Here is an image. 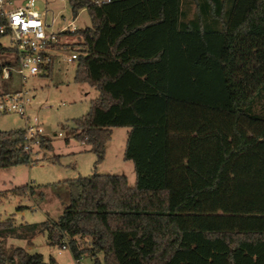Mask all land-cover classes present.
Returning <instances> with one entry per match:
<instances>
[{"label":"trees","instance_id":"obj_1","mask_svg":"<svg viewBox=\"0 0 264 264\" xmlns=\"http://www.w3.org/2000/svg\"><path fill=\"white\" fill-rule=\"evenodd\" d=\"M69 1L92 19L67 32L82 47L75 81L99 91L74 136L101 162L112 128L129 127L136 183L66 179L57 220H0V264H56L7 247L38 232L94 264H264V0ZM5 52L14 54L0 43ZM33 161L24 128L0 130V170Z\"/></svg>","mask_w":264,"mask_h":264},{"label":"rangeland","instance_id":"obj_2","mask_svg":"<svg viewBox=\"0 0 264 264\" xmlns=\"http://www.w3.org/2000/svg\"><path fill=\"white\" fill-rule=\"evenodd\" d=\"M40 7L45 9L42 0ZM52 7L63 11L65 24L74 21L75 27L85 29L92 26V19L87 9H80L74 16L70 1L50 0ZM191 7L189 17L193 15ZM57 27H60L58 22ZM73 29V28H71ZM71 42L75 37H69ZM0 43L11 47L10 38L0 37ZM73 47L82 49L73 45ZM65 51L54 59L51 72L48 74L28 75L23 81L18 73V64L14 54H0V64H11L10 78L0 74V93L21 90L28 91L29 103L27 113L31 118L37 117L45 136L51 140L52 149L35 148L33 163L19 164L0 170V220L14 217L15 224L39 223L48 219L57 220L70 203V188L66 179L89 176L95 172L101 174H125L129 185L136 183L134 164L124 157L129 127H113L112 136L107 143L103 161L97 162V155L92 145L79 141L74 135L75 119L86 115L91 108V101L98 97L99 91L88 83L75 81L78 61H66L63 57L70 55ZM82 53V52H81ZM257 109L264 114V99L257 104ZM25 118L16 112L0 113V130L23 129ZM59 132L63 135L60 136ZM69 139V141H67ZM28 185L30 190L24 195L2 192L14 187ZM20 246L29 253H40L45 263L51 258L56 264H94V259L84 255L76 260L69 247L52 244L47 232H38L32 238L8 237L7 247ZM103 260V253L98 254Z\"/></svg>","mask_w":264,"mask_h":264},{"label":"built area","instance_id":"obj_3","mask_svg":"<svg viewBox=\"0 0 264 264\" xmlns=\"http://www.w3.org/2000/svg\"><path fill=\"white\" fill-rule=\"evenodd\" d=\"M40 0H0V35L7 36L11 41L18 73L23 81L28 75L48 74L58 55L71 50V54L63 58L68 62L78 60L80 52L73 47L67 32H74V21L65 24L63 11L52 7L50 0H42L45 9L39 4ZM66 2L67 0H58ZM110 1V0H96ZM60 27H57V24ZM73 28V29H71ZM10 67V66H9ZM9 67L4 68L5 78L12 76ZM28 91L21 90L3 92L0 94V113L16 112L26 120L25 139L26 150L33 159L34 149L41 148V136H45L44 129L37 117L31 118L27 113L29 98ZM62 136L63 133L59 132ZM34 160V159H33ZM63 248L68 247L64 244ZM79 264H83L79 261Z\"/></svg>","mask_w":264,"mask_h":264},{"label":"crops","instance_id":"obj_4","mask_svg":"<svg viewBox=\"0 0 264 264\" xmlns=\"http://www.w3.org/2000/svg\"><path fill=\"white\" fill-rule=\"evenodd\" d=\"M3 93V92H2ZM1 94V93H0ZM67 141H69V139L67 140ZM128 177V176H127ZM128 181H129V177H128Z\"/></svg>","mask_w":264,"mask_h":264}]
</instances>
